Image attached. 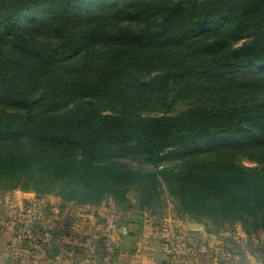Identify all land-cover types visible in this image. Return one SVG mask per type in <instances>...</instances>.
Segmentation results:
<instances>
[{
    "label": "trees",
    "instance_id": "obj_1",
    "mask_svg": "<svg viewBox=\"0 0 264 264\" xmlns=\"http://www.w3.org/2000/svg\"><path fill=\"white\" fill-rule=\"evenodd\" d=\"M197 90L206 101L175 110ZM151 106L160 114L142 113ZM245 149L264 158V0H0L10 189L58 188L85 205L126 203L138 188L139 211L162 182L208 233L234 223L257 233L264 167L226 154Z\"/></svg>",
    "mask_w": 264,
    "mask_h": 264
},
{
    "label": "rangeland",
    "instance_id": "obj_2",
    "mask_svg": "<svg viewBox=\"0 0 264 264\" xmlns=\"http://www.w3.org/2000/svg\"><path fill=\"white\" fill-rule=\"evenodd\" d=\"M208 96L206 91L197 90L180 98L175 110L204 102ZM100 108L104 114L113 112L103 105ZM142 113L153 116L160 110L151 106ZM226 154L243 166L264 167L259 152L245 149ZM216 155L211 152L199 159ZM123 162L151 168L137 160ZM17 183L25 181L22 178ZM160 186L158 196L137 211L141 197L138 188L126 193V203L108 196L97 204L82 205L63 197L58 188L48 193L12 190L0 181L1 264H35L39 247L46 250L48 246L61 251L59 259L65 256L63 249L74 250L73 264H81L82 259L89 264H112L114 255L135 258L139 264H264V231L247 234L240 223H234L208 233L181 213L164 183ZM98 249H107L103 257Z\"/></svg>",
    "mask_w": 264,
    "mask_h": 264
},
{
    "label": "crops",
    "instance_id": "obj_3",
    "mask_svg": "<svg viewBox=\"0 0 264 264\" xmlns=\"http://www.w3.org/2000/svg\"><path fill=\"white\" fill-rule=\"evenodd\" d=\"M7 250L10 251L9 246L7 247ZM106 250L107 249H98L99 252H102L101 257L104 256V253L106 252ZM63 251L65 252V256H64V258L62 257L61 259H59V257L62 255L60 254L61 251L59 249H57V247L48 246V248L46 250H43L42 247H39V249L37 251V253H39L38 254L39 257H37V261H35L36 262L35 264H59L63 261L66 264H73V260H72L73 255L71 256V253H73L74 250L63 249ZM47 255H48V257H47ZM131 257H134V256H131ZM105 263H102V264H105ZM0 264H1V261H0ZM81 264H89V261L87 259H85V260L82 259ZM112 264H139V261L136 260L135 258L124 259L121 256L114 255V257L112 259ZM142 264H152V263L149 261L148 263H142Z\"/></svg>",
    "mask_w": 264,
    "mask_h": 264
},
{
    "label": "water",
    "instance_id": "obj_4",
    "mask_svg": "<svg viewBox=\"0 0 264 264\" xmlns=\"http://www.w3.org/2000/svg\"><path fill=\"white\" fill-rule=\"evenodd\" d=\"M195 227L199 228V225L194 224Z\"/></svg>",
    "mask_w": 264,
    "mask_h": 264
}]
</instances>
